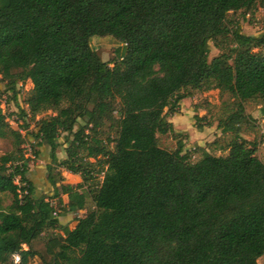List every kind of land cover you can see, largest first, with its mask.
<instances>
[{"label":"trees","instance_id":"16d2710c","mask_svg":"<svg viewBox=\"0 0 264 264\" xmlns=\"http://www.w3.org/2000/svg\"><path fill=\"white\" fill-rule=\"evenodd\" d=\"M257 6L264 0H0V83L25 132L11 129L0 108V139L13 143L0 156V194L12 197L0 204V264L35 256L41 264H257L264 164L240 131L244 103L264 101V57L253 52L264 35H244L228 19ZM93 36L123 44L112 66L90 48ZM220 38L230 46L209 61L207 44L220 48ZM26 81L32 89L22 107L18 85ZM187 89L230 99L217 125L232 135L226 156L191 163L180 142L174 153L158 147L157 135L179 136L167 119ZM39 115L30 131L26 118ZM105 126L113 138L102 137ZM25 139L33 161L49 148L51 195H35ZM58 169L82 183L62 187ZM85 185L91 188L82 191ZM87 194L94 209L73 229L60 224L52 201L66 195L65 211L78 212ZM47 230L61 235L43 237ZM43 239L39 255L34 243Z\"/></svg>","mask_w":264,"mask_h":264},{"label":"rangeland","instance_id":"374dc122","mask_svg":"<svg viewBox=\"0 0 264 264\" xmlns=\"http://www.w3.org/2000/svg\"><path fill=\"white\" fill-rule=\"evenodd\" d=\"M228 19L232 23L230 27L239 26L244 35L252 37H262L264 35V7L257 6L252 13L245 16L241 12L230 13ZM218 45L220 48H216L213 42H208L207 53L209 61L221 53L227 52L230 41L228 38H220L218 39ZM89 46L100 56L102 61L109 63L110 66H112L114 61L119 60V56H121L124 49L122 43L110 36H93L89 40ZM253 52L264 57V46L254 49ZM18 89L19 95L17 103L19 106L25 107L24 101L32 89V84L30 81H26L25 83L19 84ZM185 93L188 94L189 97L180 102L179 113L174 115L178 119L176 124L180 129L179 132L174 131V133L179 136L175 137L171 134L157 135L158 147L174 153L180 142L184 145V151L190 154L191 163L200 160L204 154L226 156L227 145L231 141L232 135H222L220 130L217 129V125L219 120L225 117L226 109L224 105L230 99L227 96H222L218 90L202 91L187 89ZM10 97V94L4 92L3 83H0V108L6 116V121L11 129L21 131L22 135H25V132L22 131L24 124L21 120L17 119V105L10 101ZM244 108L247 119L241 125L240 137L247 142L254 143L256 147V156L264 164V101L260 98L246 101L244 103ZM181 109L184 111H181ZM47 114L49 115L50 112ZM195 115L200 119L195 120ZM41 116L42 115H39L34 119L29 117L26 118L25 123L28 125L30 131L35 129L36 122ZM196 126L201 127V129L198 130ZM108 135L113 138L114 131L110 130L108 126H105L102 128V137ZM32 143L33 142H30L28 139H25L21 145L24 157L28 159L30 169L27 177L38 190L35 195H51L52 190L44 179V168L50 163L49 148L44 146V149H39L42 156L33 161L31 156ZM59 143L61 146L57 148L56 154L61 159L64 157L65 144L63 143V135L60 136ZM110 149H112V144L110 145ZM12 150L13 143L10 139H0V156ZM90 161L92 163H99L102 160L100 157H97ZM57 171L60 172L63 179L62 182L59 183L62 187L76 188L77 185L82 183L79 175L68 173L63 169H58ZM97 171H99L98 167ZM101 181L102 174H98L96 183L100 184ZM15 183L19 185L17 179ZM87 188L90 189L91 187L85 185L82 191H85ZM11 201V195L0 194V204L2 207L9 206ZM67 201V196L61 195L59 199L52 201V204L56 210L60 224L67 225L69 229H73L76 225V220L92 211L94 205L91 195L87 194L85 208L83 210L68 212L65 211ZM49 235H61V232L58 230H47L43 237ZM44 244V239L34 243V250L39 255L44 254ZM24 249L27 248L24 246ZM29 264H41L39 257L35 256L31 258ZM257 264H264V256L258 259Z\"/></svg>","mask_w":264,"mask_h":264},{"label":"crops","instance_id":"0c3cea01","mask_svg":"<svg viewBox=\"0 0 264 264\" xmlns=\"http://www.w3.org/2000/svg\"><path fill=\"white\" fill-rule=\"evenodd\" d=\"M181 111H184V110L181 109ZM167 120L168 122L172 124L174 131L179 132L180 129L178 125L176 124V121L178 120L177 117L176 116L169 117Z\"/></svg>","mask_w":264,"mask_h":264},{"label":"built area","instance_id":"2783aa9c","mask_svg":"<svg viewBox=\"0 0 264 264\" xmlns=\"http://www.w3.org/2000/svg\"><path fill=\"white\" fill-rule=\"evenodd\" d=\"M13 259H14V262H15V263H18V261H19V257H18V255H14V256H13Z\"/></svg>","mask_w":264,"mask_h":264}]
</instances>
